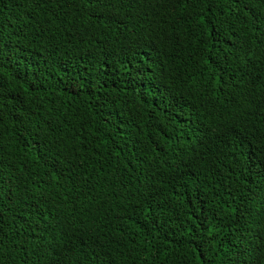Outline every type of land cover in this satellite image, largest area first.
<instances>
[{
    "label": "trees",
    "instance_id": "1",
    "mask_svg": "<svg viewBox=\"0 0 264 264\" xmlns=\"http://www.w3.org/2000/svg\"><path fill=\"white\" fill-rule=\"evenodd\" d=\"M0 264H264V0H0Z\"/></svg>",
    "mask_w": 264,
    "mask_h": 264
},
{
    "label": "snow or ice",
    "instance_id": "2",
    "mask_svg": "<svg viewBox=\"0 0 264 264\" xmlns=\"http://www.w3.org/2000/svg\"><path fill=\"white\" fill-rule=\"evenodd\" d=\"M237 2H239V0H237Z\"/></svg>",
    "mask_w": 264,
    "mask_h": 264
}]
</instances>
